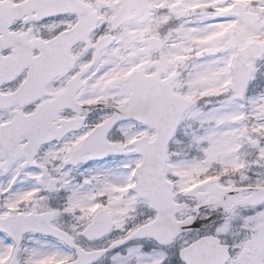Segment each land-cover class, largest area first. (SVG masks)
<instances>
[{
    "label": "snow or ice",
    "instance_id": "6c2138e0",
    "mask_svg": "<svg viewBox=\"0 0 264 264\" xmlns=\"http://www.w3.org/2000/svg\"><path fill=\"white\" fill-rule=\"evenodd\" d=\"M0 264H264V0H0Z\"/></svg>",
    "mask_w": 264,
    "mask_h": 264
}]
</instances>
